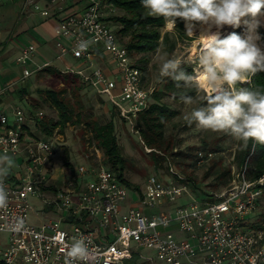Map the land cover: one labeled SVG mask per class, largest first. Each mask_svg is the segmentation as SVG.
I'll list each match as a JSON object with an SVG mask.
<instances>
[{
    "label": "built area",
    "instance_id": "1",
    "mask_svg": "<svg viewBox=\"0 0 264 264\" xmlns=\"http://www.w3.org/2000/svg\"><path fill=\"white\" fill-rule=\"evenodd\" d=\"M37 1L24 0V6L38 10L44 19L56 18V59L69 55L79 63L76 69L65 67L59 72L75 75L96 96H105L140 139L136 120L155 88L144 87L142 70L111 28L108 17L115 11L113 4L77 0L81 7L67 11L66 0H46L44 8ZM82 42H87L84 50L79 47ZM35 54L34 43L21 48L15 58L20 76L2 93L50 67L43 63L31 68ZM103 56L110 62L112 77L98 65ZM43 117L38 111L27 118L22 108L14 107L10 118L0 108V157L21 166L0 175L7 192L5 206L0 207V264H66L64 245L81 238L89 254L76 264H264V221L250 216L260 201L264 176L249 182L242 172L236 173V179L212 199L197 201L188 181L168 164V179L151 176L138 193L104 163L89 133L83 140L85 164L56 168L53 158L64 142L59 126L42 138L29 129L31 118ZM195 154L197 166L214 155ZM129 192L133 196L128 198ZM183 195L189 202L176 205ZM30 200L39 208L34 209ZM141 249L153 251L155 257L141 255Z\"/></svg>",
    "mask_w": 264,
    "mask_h": 264
},
{
    "label": "rangeland",
    "instance_id": "2",
    "mask_svg": "<svg viewBox=\"0 0 264 264\" xmlns=\"http://www.w3.org/2000/svg\"><path fill=\"white\" fill-rule=\"evenodd\" d=\"M0 1L3 4L9 3L8 0ZM10 4L12 7H5L0 12V18L4 19V22H9V24L15 25L14 23L19 20L21 21V25L25 22V19L33 15V13L34 15H37L34 16L35 18L39 16V11L33 10L31 6H24L23 0H18ZM120 14L121 11L115 9L110 16H118ZM34 17L29 19H35ZM261 21V26L256 30L259 36L260 34L258 31L264 29V20ZM109 22L113 30H118L119 25L117 23L112 22L111 20H109ZM183 28L186 33L187 29L184 26ZM10 29L11 28L8 27L5 29V32H9ZM172 30L173 28L165 26L162 29V32H172ZM233 31L243 35L245 31L243 23L238 28L230 27L229 33ZM200 32L201 30L198 29L194 34L199 35ZM125 40L126 39L122 41L125 43ZM170 41L175 43L173 48L170 50L169 46L160 44L154 52L146 55V65H143V62L141 63L140 61L142 55L131 52L134 62L143 67V85L145 88L151 87L160 90L165 82L166 77H161L159 74L162 58L181 60L183 64H186L191 68L192 72V67L194 65L191 64V61L194 57V53L200 46L199 39L196 37H189V39L178 40L174 34H171ZM28 43L29 41L25 36H20L16 39H11V37H9L5 42L0 43V86L9 80L10 75H19V69L14 61L19 48L21 49V47L26 46ZM257 43L264 48V41L262 39L257 41ZM66 60L72 69L78 68L79 65H75L71 58H66ZM52 66L57 69L51 67V69H54L55 71H64V68L59 61L53 62ZM43 71H39L23 83V85H25V89H22L23 93L20 94L18 93L19 91H16L14 94L12 92L11 95L13 100L9 103H1V106L7 108V112L9 113L15 106L20 107L27 118L33 117L34 113L41 111L44 115L42 120L48 121L50 119H56L58 114L51 106L50 99L46 96V91L50 90L58 93V97L62 99L65 104H69V108L72 109V117L64 127H60L59 132L63 135L64 142L57 146V154L59 155L53 158V165L56 168L61 166V164L65 165L66 162L69 163V165L85 164V155L87 154V151L83 139L87 133V127L84 121L103 124L112 120L115 128V136L120 147L121 155L124 159L122 170L123 178L131 185L136 186L138 188V193L144 188L146 179L151 176L162 180L168 179V164L172 165L174 172L183 176L188 181L190 194L196 198L195 200L197 201L205 198L207 194H218L228 187L221 184L218 185V182L215 181L212 176L206 177V173L208 168L220 158L223 159L225 164H228L231 161L236 140L233 139L232 136L225 138L222 132L201 130L196 127L195 123L191 125L188 123L185 117L189 116L191 111L198 107L201 102L198 101L194 104H185L183 101L174 102L167 96L162 98V103L177 112L175 118L165 126V134L171 139L174 148L164 155L155 152L156 155H163L164 160L160 161L157 166H154L152 153L146 151V149L149 150V148H146V146L140 142L138 135L132 133L119 119L115 110V113L112 112V107L105 96L97 97L86 88V91L80 94V102L82 104V109L80 110L78 109V105L73 101L70 88H68L66 84L63 85L64 82L62 78L48 76ZM77 113H80L79 117L76 115ZM31 119L32 122L28 124L30 132L36 137H44L45 135H43L40 128H38V125L42 120L35 121L34 118ZM203 143H206L210 148L219 146L224 150L222 152H212L214 154L213 158L200 166L196 165L195 158H183L177 154L187 152L190 147L195 150L199 149L200 145ZM170 154L173 155L170 156ZM19 164L20 162L18 163L11 158L8 160L0 159V168L6 169V174L10 173V171H18L19 168H21ZM235 174V169L232 168L233 179H236ZM131 196H133V193L129 192L128 198ZM258 199H260V201L250 216L252 219H256V221H262V217H264L263 189L262 194ZM129 200L130 199H127L125 204H127ZM189 200L190 199L187 196L183 195L175 204L184 205L188 203ZM30 202L34 209L39 208V205L36 204L35 201L30 200ZM28 220L31 223L34 221L31 215H29ZM139 253L143 256H150L151 258L155 257L153 251L149 249H141L139 250Z\"/></svg>",
    "mask_w": 264,
    "mask_h": 264
},
{
    "label": "clouds",
    "instance_id": "3",
    "mask_svg": "<svg viewBox=\"0 0 264 264\" xmlns=\"http://www.w3.org/2000/svg\"><path fill=\"white\" fill-rule=\"evenodd\" d=\"M141 4L148 16L163 17L166 27L174 29L177 19L183 20L186 35L200 41L191 74L178 59L162 58L159 70L161 77L171 78L177 87L195 91V97H181L185 104L202 102L185 117L188 123L201 130L227 133L245 145L264 146V85L253 84V77L264 72V48L257 43L260 36L256 32L264 17V0H141ZM196 23L205 26L199 35L194 34ZM242 23L243 35L235 31L223 35L225 26L238 28ZM79 47L86 49L87 42ZM4 174L6 169L0 168V175ZM6 199L0 183V207ZM64 246L69 258L66 264L87 260L84 239Z\"/></svg>",
    "mask_w": 264,
    "mask_h": 264
},
{
    "label": "trees",
    "instance_id": "4",
    "mask_svg": "<svg viewBox=\"0 0 264 264\" xmlns=\"http://www.w3.org/2000/svg\"><path fill=\"white\" fill-rule=\"evenodd\" d=\"M108 1L113 4L115 9L121 11L120 15L109 17V20L119 25L118 30H116L118 37L122 40L126 39L125 45L130 52L142 55L140 61L141 63L143 62V65L147 63L146 55L154 52L160 44L169 46L170 50L173 48L175 43L170 41L171 34H174L178 40L189 39L183 28L186 24L179 18L172 32H162V29L165 27L164 18L148 16L146 10L142 7L141 0ZM196 24L200 25L199 23ZM258 32L260 34V39L264 41V29H260ZM182 67L189 74L192 73L188 65L183 64ZM139 68L143 71V67L139 66ZM43 70L42 71L48 76L62 78L64 82L63 85L66 84V86L70 88L73 101L78 105V109L81 110L82 104L80 102V94L84 93L87 87L81 83L75 75H63L61 72L51 69V67ZM253 84L264 85V72L257 73L253 77ZM18 91L20 94L23 93L22 89ZM195 95L196 93L193 89L177 87L176 82L169 77H166L160 90L155 88L151 93L147 109L143 111L136 120V128L142 144L151 150L154 166H157L160 161H163V155L174 148L171 139L165 134V126L175 118L177 112L162 103V98L167 96L174 102H179L182 101L181 97L183 96L195 97ZM46 96L50 99V104L57 111L58 115L56 119H50L48 121L42 120L38 125L41 133L45 136L50 135L58 126L59 128L64 127L72 117V109L69 108L68 103L65 104L62 99L58 97V93L49 90L46 91ZM112 110V112L115 113L113 108ZM79 114L80 113H77L76 115L79 117ZM84 122L87 127V133L91 134L90 141L103 153L104 163L111 171L115 172L118 178L128 187L138 190L136 186L131 185L123 178L122 170L124 159L115 136L113 121L109 120L103 124L97 122L91 123L88 121ZM222 134L225 138L230 136L224 132H222ZM223 150L224 149L219 146L210 148L206 143H203L200 145L199 149L195 150L190 147L187 152L177 154L183 158H195L196 151L216 153L222 152ZM155 152L162 153L163 155H156ZM172 155L173 154H170V156ZM65 165L70 166L67 162ZM232 168L235 169L236 173L242 172L245 180L257 182L264 176V146L251 142L245 145L243 142L236 140L231 161L225 164L222 158L218 159L208 168L206 177L212 176L213 179L218 182V185L229 186L233 180ZM261 189L264 191V185L261 186ZM203 199H212V195L207 194ZM262 221H264V217H262Z\"/></svg>",
    "mask_w": 264,
    "mask_h": 264
},
{
    "label": "crops",
    "instance_id": "5",
    "mask_svg": "<svg viewBox=\"0 0 264 264\" xmlns=\"http://www.w3.org/2000/svg\"><path fill=\"white\" fill-rule=\"evenodd\" d=\"M8 1H9L8 4H3L0 1V12L2 11L3 8L10 7L11 6L10 3L18 1V0H8ZM36 3L41 8H44L47 4L46 0H39ZM65 5H66L65 8L67 9V11H69L71 8H74L75 5H78L79 6V7L77 6L78 8L81 7V4H78L77 0H66ZM34 16H37V15H34V13H33V15H31L30 17H27L25 19V22L22 23L21 25H20L21 21H19V20L14 23L15 25H12V24H9V22H4V19L0 18V43L5 42L6 39L9 37H11V39H13V38L16 39V38H19L20 36H25L29 41L28 44L34 43L35 47H36V54H35V57L33 59V63L30 65L31 68H35L36 66L43 64V63H49L50 67L56 69L55 67L52 66V63L56 62V61H59L60 64L63 66V68H65V67L70 68L69 63L66 60V58H69V59L71 58L69 55H65L64 57L61 58V60L56 59L58 51L54 46V40H53V29L56 25V21H55L56 18L53 17V18L44 19L40 15L36 18ZM33 17L35 19H32V20L29 19V18H33ZM8 27L11 28L10 31L5 32V29H7ZM23 47H21V48H23ZM20 50L21 49L19 48L18 53ZM18 53H17V55H18ZM72 61L75 63V65H79L78 61H76L74 59H72ZM97 62H98V65L102 67L104 72L108 76L112 77L111 72H110L111 65H110L108 58L106 56H103L102 58L97 60ZM15 65H16V63H15ZM18 69H19V67H18ZM19 76H20V69H19V75L18 76L15 74L10 75L9 80L5 84L0 86V108L2 110H4V112L6 113V115L8 117H10V116L12 117V109H11L10 113L7 112V108H4V106H1V103H6V102L9 103L10 101H12L13 97H12L11 93L12 92L14 93L20 89H25V85L22 84L18 87L10 88L3 93L1 92V90L3 89V87L5 85L16 80ZM15 107H17V106H15Z\"/></svg>",
    "mask_w": 264,
    "mask_h": 264
},
{
    "label": "bare ground",
    "instance_id": "6",
    "mask_svg": "<svg viewBox=\"0 0 264 264\" xmlns=\"http://www.w3.org/2000/svg\"><path fill=\"white\" fill-rule=\"evenodd\" d=\"M261 20H264V17H261L260 18ZM262 22V21H261ZM207 27H211V25L207 26ZM186 28V26H185ZM232 28V27H231ZM187 29V28H186ZM200 29L201 31L205 30V26H202V25H197V24H194L193 26V30L194 32L196 30ZM229 29H230V26H225L224 29H223V35H227L229 33ZM214 30V29H213Z\"/></svg>",
    "mask_w": 264,
    "mask_h": 264
}]
</instances>
